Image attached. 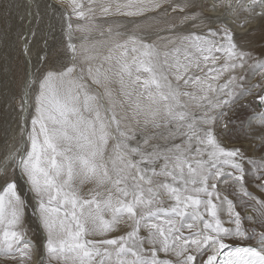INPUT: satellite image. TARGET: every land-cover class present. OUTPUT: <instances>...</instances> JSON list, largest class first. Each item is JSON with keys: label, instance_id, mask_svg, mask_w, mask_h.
Wrapping results in <instances>:
<instances>
[{"label": "snow or ice", "instance_id": "snow-or-ice-1", "mask_svg": "<svg viewBox=\"0 0 264 264\" xmlns=\"http://www.w3.org/2000/svg\"><path fill=\"white\" fill-rule=\"evenodd\" d=\"M0 23V260L264 264V111L252 155L223 142L253 89L264 110V0H0Z\"/></svg>", "mask_w": 264, "mask_h": 264}, {"label": "rangeland", "instance_id": "rangeland-1", "mask_svg": "<svg viewBox=\"0 0 264 264\" xmlns=\"http://www.w3.org/2000/svg\"><path fill=\"white\" fill-rule=\"evenodd\" d=\"M11 23H12V25H13V27L15 28V29H19V25H17L16 24V21L13 19L12 21H11ZM54 23V22H53ZM76 23V21H75V19H73V24H75ZM3 25H2V23H0V27H2ZM57 36H58V39H57V41H56V43H57V45L59 46L60 45V43H61V41H62V39H63V37L62 36H60L59 35V32H58V30H57ZM38 40H39V37H38ZM50 43H51V41H50ZM43 45H42V42L41 43H38V45H37V47H42ZM14 49L17 51H15V53L14 54H12V52H11V55L13 56V57H16L17 59H16V63L17 64H19L22 60H21V56H20V52H19V45L18 44H16L15 45V47H14ZM11 51H12V49H11ZM257 51H259V49H257ZM245 73H249V70H245ZM256 79V77L255 78H253V77H251V81H254ZM260 80V81H259ZM264 83V81H262V78L261 77H259L258 79H257V81L256 82H254V85H256V84H263ZM254 90V89H253ZM256 92H258V89H255L254 91H253V94L252 95H250V96H246L244 99H242L241 101H240V104H242V105H249V108L247 107V108H245L244 110H239V108L237 107V109H234L231 113H230V116L227 118V119H230L231 121H235L234 123H231V124H229V128H230V126H233V128H235V130H237V128L238 127H236L237 126V124H236V120L238 119V118H240V117H243V118H245V116L246 115H248L250 112H252V111H256V110H258L259 109V107H258V104H257V98H256ZM244 102V103H243ZM243 111H246V112H243ZM244 115V116H243ZM2 118H4L3 116H1L0 117V128H2L3 126H5V124L3 125V119ZM229 132V133H228ZM227 132V135L224 137V139H223V142L228 146V147H232V146H235L236 145V143H234L235 141H234V139H230V138H232L233 136H231V132L230 131H228ZM230 134V135H229ZM0 137H2V132H0ZM229 137V138H228ZM227 138H228V140H227ZM229 141V142H228ZM238 144V143H237ZM238 145H240V144H238ZM244 148V147H243ZM245 149V148H244ZM247 154L248 155H252V154H250V152L249 151H247ZM84 191L85 192H87V186H85V189H84ZM26 227L28 228V235H29V237H31L34 241L36 240V238H37V236H36V231H35V229L32 227V224H31V222H30V220H29V218H28V214L26 215ZM30 227V228H29ZM34 230V231H33ZM35 232V233H34ZM0 264H10V262H7V261H3V260H0Z\"/></svg>", "mask_w": 264, "mask_h": 264}, {"label": "bare ground", "instance_id": "bare-ground-1", "mask_svg": "<svg viewBox=\"0 0 264 264\" xmlns=\"http://www.w3.org/2000/svg\"><path fill=\"white\" fill-rule=\"evenodd\" d=\"M55 23V22H54ZM38 39V38H37ZM15 49L14 48H12V54H14L15 53ZM17 52V51H16ZM23 58L21 57V60H22ZM247 74V73H246ZM248 75H249V79H248V81H247V87H251L252 85H254V82H256L257 81V79L259 78V77H261V76H259V75H257V76H255L256 77V79L254 80V81H251V75H250V72L248 73ZM255 77H253V78H255ZM262 78V77H261ZM260 81V80H259ZM262 81H264V78H262ZM264 84V83H263ZM255 90V89H254ZM253 90V91H254ZM248 97V96H247ZM243 101V100H242ZM244 103V102H243ZM249 108V107H248ZM244 110V109H243ZM262 111H264V110H262V109H258V110H254V111H252V112H250L248 115H246L245 116V118H243V117H240V118H238L237 120H236V124H237V126L236 127H238L237 128V130H235V128H233V126H230V128H228V131H230L231 132V136H233L232 138H230V139H234V143H236V145L235 146H237V147H244L247 151H249L250 152V154H253L252 153V147H253V141L251 140V139H249V137L251 136V135H253V133L256 131V128H257V126L259 125V123H260V121H259V119H258V116H259V114L262 112ZM243 112H246V111H243ZM244 116V115H243ZM1 117V116H0ZM3 120H4V118H2ZM241 121H243V123H241ZM235 122V121H234ZM2 124V123H1ZM0 124V125H1ZM249 124H251L253 127L252 128H249ZM3 125H4V123H3ZM6 126V125H5ZM5 126H3V127H5ZM229 133V132H228ZM230 135V134H229ZM228 136V135H227ZM229 138V137H228ZM228 138H227V140H228ZM229 142V141H228ZM240 144V145H238V144ZM257 155H258V153H257ZM27 214H28V218H29V220H30V222H31V224H32V227L35 229V231H36V236H37V238H36V240L35 241H39V240H41V239H43V235H42V230L40 229V227H39V225H38V223H37V221H36V219H35V217L34 216H32V214H31V209H28V212H27ZM30 228V227H29ZM34 231V230H33ZM35 233V232H34Z\"/></svg>", "mask_w": 264, "mask_h": 264}]
</instances>
